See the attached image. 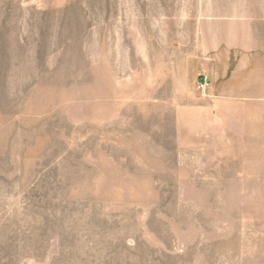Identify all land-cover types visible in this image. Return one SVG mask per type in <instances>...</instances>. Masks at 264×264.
<instances>
[{"label": "rangeland", "instance_id": "1", "mask_svg": "<svg viewBox=\"0 0 264 264\" xmlns=\"http://www.w3.org/2000/svg\"><path fill=\"white\" fill-rule=\"evenodd\" d=\"M0 264H264V0H0Z\"/></svg>", "mask_w": 264, "mask_h": 264}]
</instances>
